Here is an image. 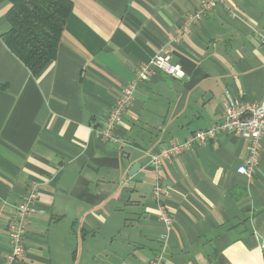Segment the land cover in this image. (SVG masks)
Returning a JSON list of instances; mask_svg holds the SVG:
<instances>
[{
	"label": "crops",
	"instance_id": "1",
	"mask_svg": "<svg viewBox=\"0 0 264 264\" xmlns=\"http://www.w3.org/2000/svg\"><path fill=\"white\" fill-rule=\"evenodd\" d=\"M70 1L56 58L33 76L1 40L0 0V264L31 184L15 264H147L160 251L163 264H264V136L251 179L237 173L248 151L238 135L164 161L170 229L151 197L153 154L218 123L226 95L264 97V0H223L185 32L200 0ZM160 53L180 77L138 84L115 140H102L95 131L136 69Z\"/></svg>",
	"mask_w": 264,
	"mask_h": 264
},
{
	"label": "built area",
	"instance_id": "2",
	"mask_svg": "<svg viewBox=\"0 0 264 264\" xmlns=\"http://www.w3.org/2000/svg\"><path fill=\"white\" fill-rule=\"evenodd\" d=\"M222 3L223 0H200L196 11L185 19L183 31H188L190 25H196L209 11ZM155 72L172 79H177L181 75L180 66L171 63L166 53L157 54L148 64L138 67L134 79L123 89L122 95L110 110L104 125L95 131L98 137L104 141L115 140L116 127L133 101L136 86L147 81ZM219 134L238 135L247 142L246 163L237 168V173L251 179L259 163L264 136V97L257 103H249L237 101L230 95H226L223 99V116L218 123L208 129L192 133L181 143H169L152 155L155 182L151 197L156 203L159 220L166 230L170 229L172 219L164 205L167 193L161 184L162 179L158 171L164 161L177 157L194 146L212 142ZM37 199V186L31 184L14 206L11 219L6 226L10 248L4 264H15L23 257L29 218L35 211L34 205ZM147 264H163L162 251L155 253Z\"/></svg>",
	"mask_w": 264,
	"mask_h": 264
},
{
	"label": "trees",
	"instance_id": "3",
	"mask_svg": "<svg viewBox=\"0 0 264 264\" xmlns=\"http://www.w3.org/2000/svg\"><path fill=\"white\" fill-rule=\"evenodd\" d=\"M9 30L1 40L33 76L54 61L71 13L70 0H7ZM0 88L3 86L0 85Z\"/></svg>",
	"mask_w": 264,
	"mask_h": 264
},
{
	"label": "water",
	"instance_id": "4",
	"mask_svg": "<svg viewBox=\"0 0 264 264\" xmlns=\"http://www.w3.org/2000/svg\"><path fill=\"white\" fill-rule=\"evenodd\" d=\"M135 169H136V165H134L131 170H135Z\"/></svg>",
	"mask_w": 264,
	"mask_h": 264
}]
</instances>
